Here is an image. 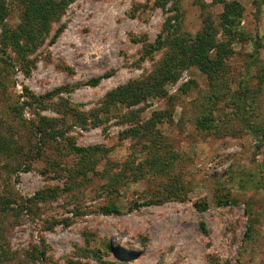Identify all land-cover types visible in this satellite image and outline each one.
<instances>
[{
  "label": "rangeland",
  "instance_id": "1",
  "mask_svg": "<svg viewBox=\"0 0 264 264\" xmlns=\"http://www.w3.org/2000/svg\"><path fill=\"white\" fill-rule=\"evenodd\" d=\"M53 1L0 0V264H264V0Z\"/></svg>",
  "mask_w": 264,
  "mask_h": 264
},
{
  "label": "trees",
  "instance_id": "2",
  "mask_svg": "<svg viewBox=\"0 0 264 264\" xmlns=\"http://www.w3.org/2000/svg\"><path fill=\"white\" fill-rule=\"evenodd\" d=\"M41 1L44 2L43 5H46V8L49 7V10H51L53 12H55L60 7V4H59V6H57L58 3H55V5H54L53 2H55V1H53V0H41ZM48 2H49V5L47 4ZM37 3H39V2H37ZM52 4H53V6H52ZM224 4H225V14L223 15V18H225V20L231 21V20L239 17L240 13L237 14V12H236L238 7L237 8H230L229 3L224 2ZM78 151H80V150H78Z\"/></svg>",
  "mask_w": 264,
  "mask_h": 264
}]
</instances>
